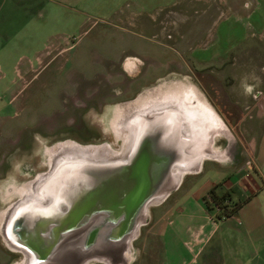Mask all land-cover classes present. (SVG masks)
Returning a JSON list of instances; mask_svg holds the SVG:
<instances>
[{
  "label": "rangeland",
  "instance_id": "rangeland-1",
  "mask_svg": "<svg viewBox=\"0 0 264 264\" xmlns=\"http://www.w3.org/2000/svg\"><path fill=\"white\" fill-rule=\"evenodd\" d=\"M104 6L103 0H0V229L2 214L19 199L17 190L49 171L48 150L65 140L61 137V132L64 131L61 128L64 116L60 110L63 103L61 99L57 101L59 91L54 86H48L49 80L56 77L55 73H59L56 67L59 68L63 57L88 62L92 53H96V47L103 46L101 31L107 30L105 35L110 37L122 33L115 35L112 32L120 31L114 26L115 22L94 24ZM173 6L175 8H171L174 10H166L152 21L143 17L131 18L129 22H125L127 25L166 27L165 34L172 38L165 37V41L177 51L166 47L165 59L162 60L163 69L158 70L153 65L148 69L149 73H164L165 80L180 78L176 73L191 75L186 63H195V66L204 70L205 61L194 57L192 47L203 48L196 51L200 57L206 53L209 56L216 45L211 44L205 50L206 41L212 38L211 40L217 41L216 44H220L219 38L227 34L219 29L216 34H208L210 38H204L205 27H209L216 19V12L213 11L220 7L219 2H212L210 6L204 1L181 0ZM206 6H210L209 10L213 11L204 12ZM128 28L134 29L131 26ZM134 35L137 38V34ZM145 42L148 41L145 39ZM220 50L225 49L220 48L218 51ZM178 51L182 54L178 59L181 63L176 60ZM259 52L256 45L244 57L246 65H212L207 62L208 68L213 72L208 73L203 81L211 90V95L214 98L225 97V90L228 92V88H231L228 86L231 79L236 80V74L240 76L243 69L251 72ZM233 94L236 95L234 89ZM50 97L53 98L51 103ZM219 113L221 114L220 111ZM107 131L111 132L110 129ZM220 138L218 145L224 143ZM108 141L112 143L113 149L121 147L119 139ZM206 164L201 175L190 177L191 180L198 179L197 185L203 184V188H208L210 182L221 179L223 172L236 171L227 169L221 162L207 161ZM187 186L188 183L166 201L150 207L146 224L140 228L138 237L132 242L131 259L120 262L121 264H161L162 233L174 215L179 199L185 195L183 190ZM212 205L216 216L221 209L214 202ZM234 205L223 202L227 210ZM1 230L0 264H19L24 259L23 253L7 244ZM87 264L106 263L94 259Z\"/></svg>",
  "mask_w": 264,
  "mask_h": 264
},
{
  "label": "crops",
  "instance_id": "crops-1",
  "mask_svg": "<svg viewBox=\"0 0 264 264\" xmlns=\"http://www.w3.org/2000/svg\"><path fill=\"white\" fill-rule=\"evenodd\" d=\"M103 1L105 6L94 24L115 22L114 26L120 31H111L115 35L122 33L110 37L105 35L107 30L101 31L103 46L96 47V50H101L93 52L92 57L119 58L123 50H133L124 54L130 67L137 63L136 57L141 56L159 70V66L164 65L165 48H175L165 41L164 27L127 25L125 22L143 17L152 21L162 12L175 8L173 5L181 0ZM194 1H204L210 6L212 2L220 4L216 11L209 10L210 6L205 7L206 13L216 12V19L209 27H205L204 38H210L208 34H216L219 29L227 33L219 38L220 44H216L217 41L212 38L206 41L205 50L211 44L216 45L209 56L206 53L200 57L196 51L203 48L192 47L194 57L212 65H246L244 57L256 45L260 52L251 72L243 69L240 76L236 74L238 86L228 88L229 91L222 98V122L226 135L220 138L223 144L221 142L218 145L217 138L215 145L223 150L224 160L206 159V163L221 162L222 166L236 171L223 172L221 179L210 182L208 188H203V184L197 185L198 179H190L201 175L206 163L188 176H183L173 193L183 189L186 183L189 186L184 188L185 195L179 199L174 215L163 230L161 264H264V0ZM129 26L139 31L137 38L134 33H124L130 29ZM109 48L115 50L110 51ZM220 48L225 50L218 51ZM180 55L181 52L178 53ZM229 113L235 114V120L230 118ZM214 187L217 194H228L227 205L241 204V207L235 213L222 217L216 213L215 216L210 200V191Z\"/></svg>",
  "mask_w": 264,
  "mask_h": 264
},
{
  "label": "water",
  "instance_id": "water-1",
  "mask_svg": "<svg viewBox=\"0 0 264 264\" xmlns=\"http://www.w3.org/2000/svg\"><path fill=\"white\" fill-rule=\"evenodd\" d=\"M165 131L161 128L154 136L144 137L127 162L103 165L87 159L59 163L42 182L43 201L15 206L13 218L5 223L7 237L41 263L56 252L80 254L86 260L127 243L151 200L179 178L180 171L174 173L175 166H180L176 164L179 151L165 144ZM103 212L122 220L90 223Z\"/></svg>",
  "mask_w": 264,
  "mask_h": 264
},
{
  "label": "flooded vegetation",
  "instance_id": "flooded-vegetation-1",
  "mask_svg": "<svg viewBox=\"0 0 264 264\" xmlns=\"http://www.w3.org/2000/svg\"><path fill=\"white\" fill-rule=\"evenodd\" d=\"M134 29H126V31L138 34L139 31ZM165 30L166 27H164L163 31L164 37H168L169 39L172 38L170 35L165 34ZM171 49L176 51L175 48ZM100 50L101 49H98L97 51ZM108 50L114 51L115 49L109 48ZM130 52L134 51L123 50V53H121L122 55L119 58L110 56L105 58L91 57L88 62H77L74 57H63L61 59L62 61L59 64V68L56 67V70H58L59 73H55L57 74L55 75L56 77L49 80L48 86H54V88L59 91L56 98L57 101L61 99L63 103L62 108L60 109L64 116L62 121L63 124L61 126L64 131L61 132L62 135L60 134L61 137H64L65 139L63 142H72L80 146H92L94 142H101L102 144L94 145V143L93 146L104 147L100 153L102 159L98 160L88 157V160L91 159L92 161L103 165H111L127 162L135 151L137 144L142 141L144 137L150 135L154 136L156 133H159L161 128H164L166 130L164 132L165 144L173 149L176 148L179 151V158L176 159V164L180 163L178 164L180 166H175L174 173L180 168H188L191 170V168H194V166L197 165L199 160H201V163H198L201 168V166L206 163V159H202V156L205 155V147L201 142L202 140H206L207 133L204 136L201 135V133L196 136V128L193 125L195 117L191 110L181 111L180 114L174 111L175 114H172L173 112L171 113L165 109L162 111L146 112L140 115L137 122L133 121V123L136 124L137 129L136 137L133 140L131 147L124 152L122 151L124 150V141L122 137L119 139L121 141V147H119L118 150L113 149L112 143L108 141H112V139L118 140L110 127L113 118V109L121 105L125 108L128 104L132 107V103L140 97H143L145 93L165 82L180 80L195 85L205 100L221 112L222 97L218 98L215 96L214 98L211 95V90L207 88L203 81L204 77L208 76V73L213 72L212 69L208 68L207 63L205 64L206 66L204 67V70L195 66V63H186L189 66L191 75L176 73L180 78L177 77L165 80L163 76L164 73H149L148 69L151 65L148 63L147 59L141 56L136 57L137 63L130 67L126 62L127 57L124 55L125 53L127 54ZM178 53L180 52L178 51ZM180 57L182 56L176 58L177 62H180L178 60ZM183 60L189 62L188 60ZM162 66L163 65H160L159 68L163 69ZM231 80L232 81L228 86L237 87L236 80ZM225 93L227 94L226 90ZM143 99L144 97L138 102V104ZM49 102H53L52 97H50ZM136 109L137 105L130 108L131 111L127 116V119L133 112L137 111ZM218 110L216 111L219 113ZM221 114L220 116L222 119L223 114ZM229 116L230 118H235L234 113H229ZM126 120H124V122ZM108 129L111 130L110 133H108ZM130 138L132 140V135ZM224 158L225 157L221 160H224ZM188 169H186V176L192 172ZM172 193L173 190L164 201H166ZM13 207L11 209H13ZM11 209L5 219L6 224L11 217L13 218L14 216V210L11 211ZM99 219H105L109 223L112 222V224H115L116 221L121 222L122 220L121 217L113 219L110 213L103 212L102 214L92 217L90 223H93V221L96 220L98 222L100 221ZM76 233L79 234L80 231ZM73 236H75V234H73L72 237ZM123 245H118L115 248L112 246V248L103 251L100 254L107 257L111 256L116 262L120 256V251L118 249H122ZM56 254L51 256L46 262H51V264H77L80 263L83 258L80 254Z\"/></svg>",
  "mask_w": 264,
  "mask_h": 264
},
{
  "label": "bare ground",
  "instance_id": "bare-ground-1",
  "mask_svg": "<svg viewBox=\"0 0 264 264\" xmlns=\"http://www.w3.org/2000/svg\"><path fill=\"white\" fill-rule=\"evenodd\" d=\"M144 97V99L138 104V102ZM140 97L134 103H132V107L128 104L125 108L123 106H117L113 109V118L111 122V129L115 133L116 138L120 139L122 137L124 141V150H127L131 147L133 140L136 137V124L133 121L137 122V119L140 115L146 112L152 111H162L167 110L169 112L176 111L178 114L181 111H189L194 114L195 121L193 123L196 128V136L205 135L207 133L206 140H202V145L205 147V155L202 156V159L207 158H215L216 160H221L224 157V152L222 149H219L215 145V140L219 137H223L226 135L225 125L222 122L220 114L216 111V109L209 104L199 92L198 88L187 82L180 80H173L169 82H165ZM190 104V105H189ZM137 105V111L133 112L127 119V116L130 114V108ZM127 120H126V119ZM124 120H126L124 122ZM130 120V121H129ZM132 135V140H131ZM103 146H80L72 142H60L56 144V146L52 147L48 150V164L49 171L46 173L40 174L35 180L28 182L23 186L22 189H18L19 199L10 205L8 209L1 216V231L4 236V240L7 244L14 249L15 251H19L23 253L24 259L19 264H51V262L41 263L36 260L33 254L28 253L26 250H23L17 246H15L9 237H7L5 233V223L6 217L9 214L10 209L17 204H21L24 202H41L43 201L42 194L40 192L43 187V180L49 176V172L52 169L56 168L59 163L66 160L71 161H85L89 159L88 157H92L94 159H102L100 153L102 152ZM76 159V160H75ZM91 160V159H90ZM201 160H199V163ZM200 168V164L194 166V168L188 169L190 171H195ZM180 171L179 178H174V181L170 183L165 193H162L160 196H157L151 200L149 203V207L146 208L144 212L139 216V224L133 230V232L129 236V240L127 243L123 245V248L118 249L120 252L119 258L115 260L111 256H103V254H96L83 259L80 263L77 264H87L91 260H97L101 262H105L106 264H119L120 262H125V260L131 259V249L132 242L138 237L140 228L146 224V218L150 213V207L152 205H156L164 200L168 196V193L174 190L180 183V177L185 175L186 170L177 169ZM177 179V180H176ZM11 209V211L13 210ZM14 212V211H13ZM117 250V251H118ZM54 264V263H53ZM63 264H72V263H63ZM121 264V263H120Z\"/></svg>",
  "mask_w": 264,
  "mask_h": 264
},
{
  "label": "trees",
  "instance_id": "trees-1",
  "mask_svg": "<svg viewBox=\"0 0 264 264\" xmlns=\"http://www.w3.org/2000/svg\"><path fill=\"white\" fill-rule=\"evenodd\" d=\"M227 195V193L222 195L217 194L215 187L210 191L211 200L217 205L219 209H221L218 215L219 217L235 213L241 207V204H235L230 210H227V208L223 206V202L226 201Z\"/></svg>",
  "mask_w": 264,
  "mask_h": 264
}]
</instances>
